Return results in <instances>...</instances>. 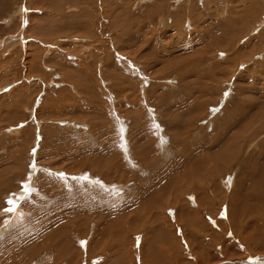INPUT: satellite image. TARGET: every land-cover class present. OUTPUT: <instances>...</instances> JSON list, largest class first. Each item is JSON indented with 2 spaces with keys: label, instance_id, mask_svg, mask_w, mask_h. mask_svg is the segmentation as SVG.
<instances>
[{
  "label": "rangeland",
  "instance_id": "obj_1",
  "mask_svg": "<svg viewBox=\"0 0 264 264\" xmlns=\"http://www.w3.org/2000/svg\"><path fill=\"white\" fill-rule=\"evenodd\" d=\"M28 1L30 0H0V37L15 32L16 29L23 31L21 46L20 43L15 46L4 43V37L0 38V173L7 169L8 180L4 190L10 186L8 191L0 196V212L17 201V203L14 202L16 205L13 204L11 211L4 210L0 214L7 215L12 212L14 206L16 208L21 204L26 210L28 205L24 204L27 202L29 205L36 203L35 211L40 217L46 218L51 215L46 213L47 210H53L52 206L55 203H64V199L69 197L68 192L64 194V187L67 190L74 184L75 194L71 199L76 200V194H79L76 191L85 182L90 186L96 183L98 192L105 190V193H110L112 190L109 201L114 206L125 203L126 198L135 199L139 185L156 173L168 158V161L175 158L174 155L179 147L174 143L181 140V146L186 147V141L182 138L191 135L188 134V129L199 132L198 129L201 128L197 129L196 126L205 125L209 129L204 132L211 133L213 129L210 126L215 125L216 121V125H220L227 111L237 102L239 90L244 97L253 96L255 106L259 101H264V91L252 88L254 85L264 86V48L256 51L257 54L252 58L255 65L251 63V68L247 69L246 62L242 61L243 56L246 57L255 47L254 41H251L246 50L241 49L237 52L238 55L232 53L233 57L230 55L224 58L225 54L219 53L214 58L216 63L213 69L217 71L212 69L214 74L208 73L206 65H211L213 59L200 63L195 57L213 49L217 51L220 47L214 43L221 42L222 39H212L216 31L224 32L223 28L215 27L222 23H215L217 15L228 17L227 11L235 10L238 13L233 15L240 16L241 11H244L241 10L244 8V2L248 0H177L178 4L176 0H160L162 7L157 6V9L153 6L156 3L155 0H105V2L104 0H64L61 6L58 0H53V4L50 0H32V3ZM22 5L23 13L20 15L24 18L21 21L22 17L16 16L18 15L16 7ZM53 5L58 9L55 10ZM170 5L171 8H169ZM98 6H101L100 9L97 8ZM218 9H223L224 12L218 13ZM104 10L107 11V16ZM246 10L244 13L246 27L241 25L240 21L236 25L239 26L238 29L243 26L244 30L251 26L249 34L259 38V32L264 28V12L260 13V10L252 8ZM168 13L175 16V20L177 18L179 22L173 21L174 18H167L165 15ZM191 15L198 21L199 27L196 23L187 24ZM203 16L210 18L200 22L198 18L201 19ZM259 16L260 19H258ZM94 19L95 22L98 20L97 25ZM44 21L54 26H48L45 23L48 26L47 29ZM205 22L210 23V27ZM34 25L37 31L33 29V34L31 30ZM39 26L42 27L43 32L38 31ZM227 29L226 27L225 31ZM183 31L189 32V37H186H193L192 42L182 44L179 43L182 38L179 42L176 40L177 36L184 35L181 33ZM227 32H230L229 29ZM34 35L37 36L38 41L34 39ZM38 36L45 38L38 39ZM173 40L176 41L175 48L172 46L174 49L171 47L172 50H170L168 44ZM245 40L247 36L243 37L241 43H237L236 46L244 47L242 42ZM262 43H264V37L255 42L259 46ZM52 44L55 46L54 49L48 50L47 47ZM197 50L201 52L197 53ZM225 61H231V63L239 61L235 74L231 71L229 63L226 64ZM228 68L231 74L229 72L221 75L223 69ZM218 69L222 71L219 72ZM237 74L241 75L236 79ZM191 118L195 120L191 121ZM8 127L24 128L12 134L7 133ZM263 132L256 136L257 141L264 139ZM194 135L197 136L195 133ZM195 136H191L192 140H195ZM207 142L203 145H207ZM258 144L255 140H251L249 145L245 146L247 152L242 150L243 161L248 159L255 150L261 151L260 156L264 155V148L261 150ZM195 152L199 153L198 150ZM193 153V151L187 153L189 159L194 160L196 153L194 155ZM81 158L84 160L93 158L92 162L95 166L97 163H94V160L103 161L106 158V163L111 164L102 169L101 173L104 176L99 175V177L94 176L90 171L81 172L82 170L70 169ZM105 161H103L104 164ZM143 162L146 163V167L141 168ZM236 164L238 163H233V166ZM240 171L243 172L238 174L242 175L246 182V176L252 173L254 168L249 167L247 172L243 169ZM19 174L20 176L23 174V177ZM106 175L114 176L113 181H109ZM224 175L221 181L215 180V185L220 183L221 195L215 196L212 191L206 194V205L214 211L206 216H204L205 211H199L198 215L208 226L212 224L216 232H220L216 222L226 219V203L229 204L232 199L229 196L232 194L230 185H233V178L237 175V171L229 170L228 172L227 170ZM0 176L2 177V174ZM45 178H47L46 181H44ZM37 179L40 182L51 180L54 188L41 187L37 184L36 186L34 183ZM76 181H79L78 184L75 183ZM244 186L246 188L248 183ZM15 187H20L17 194L22 192V195L18 197L19 199H9L10 194L16 193ZM243 191L244 189L238 192ZM39 193L42 197L38 195ZM255 195L258 196V193ZM237 196L242 200L241 196L238 194ZM184 198L187 199L186 196ZM9 200L12 201L11 204L7 203ZM175 205L169 208L174 209ZM102 206L103 204L94 203L92 208L98 209ZM191 207L194 208L196 205L193 204ZM158 210L156 208V211ZM54 211L61 216L68 213V210L56 211V208ZM34 213L32 211L24 219L11 224L0 235V264H66L64 258L57 255L58 245L64 241V229L58 220L59 215L53 213L50 222L35 230L32 223ZM170 213L173 214V212ZM5 217L8 216H3L1 223L4 222ZM260 225L262 226V222ZM248 231L252 232V229ZM123 232L122 229L116 231V237L119 239L114 245L117 246L115 248L117 255L109 257L106 264H110L114 259L116 262L113 261L111 264L120 262L119 259L116 260L120 254L119 247L122 252L125 250L128 260L132 259L129 264H142L145 259L144 254L141 255L140 248L144 241L147 242L145 252L152 239L144 238L142 231L141 233L129 232L127 235ZM49 233L53 247L45 250L44 253L37 251L30 254L35 249L33 237L36 234L48 236ZM174 233L179 238L180 248L185 249L182 251L184 256L182 261L195 262V253L193 250L190 251L188 246V236L186 235L187 241L180 237L179 226L175 227ZM81 240L74 243L73 247L80 249V246H84L83 252L86 254V246L91 238ZM161 240L163 241L162 238ZM238 245L244 246L242 242ZM197 247L202 249L198 245ZM129 251L132 254H129ZM208 251H211L209 262L205 263L207 261L205 259L201 264H250V259L245 260L244 263H231L228 259H212L218 252V246L216 248L210 246ZM240 253L241 251L228 255ZM68 255L72 254L68 252ZM101 255L103 254L95 256L96 259L87 264H99L103 259ZM147 255L158 256L156 250L149 248H147ZM255 256L264 258V251L251 253L247 257L254 259ZM79 263L86 264L84 260ZM157 264H165V262L160 261ZM255 264H264V259Z\"/></svg>",
  "mask_w": 264,
  "mask_h": 264
},
{
  "label": "bare ground",
  "instance_id": "obj_2",
  "mask_svg": "<svg viewBox=\"0 0 264 264\" xmlns=\"http://www.w3.org/2000/svg\"><path fill=\"white\" fill-rule=\"evenodd\" d=\"M50 1H52V4H53L54 1L53 0H50ZM63 1L64 0H58V3L59 4L61 3L60 6L63 5ZM108 1H111V0H108ZM155 1H156V3H154L153 6H156V7H154V8L157 9V6H160V5L162 7V1H160V0H155ZM28 2L32 3V0H30ZM104 2H105V0H104ZM5 3L6 2H4V4ZM112 3H113V1H112ZM176 3L178 4L179 1H177ZM244 3H245V5H243L244 8L241 9L244 11H241L240 16H238V15L234 16L235 14L238 13L237 11L234 10L232 12V11L228 10L227 11L228 17L217 15V18H215V23L222 22L221 24H217L218 26L215 25V27L217 29L223 28L222 31L224 30V32H222V33H217V31H216L215 34H213L214 37H212V39L214 38V40H219V39L221 40L222 39L221 42L217 41L214 43L216 45H220L219 48L217 47L218 50L215 51L213 49L212 51H210L206 54L204 53V55L201 54V55L195 56L197 58V60L200 61V63H202L203 61H206V60L209 61L210 59H213V62L211 65L206 64L207 68L209 70L208 73L214 74L213 71H215V69H213V68L215 67V63H216L214 61V58L216 56H218L219 53L223 52L225 54L224 58H227L232 53L237 54V52H239L241 49L246 50L247 47L249 48L251 41H254L255 47L253 49H251V51H249V54L246 57L243 56V60H242L243 62H246L245 63L247 65L246 68L249 69L252 67L250 65H251V63L253 64L252 58L254 55L257 54L256 51H258V49L264 48V43H262V45H260V46L255 44V42L258 39H260L261 37H264V28L261 29L259 32V35H260L259 38H258V36H252L251 34H249L250 29H251L250 25H249L250 26L249 28L247 27L244 30V27H246L244 25L247 24L246 22H244L245 21L244 19L246 18V16L244 15V13L247 11L246 9L252 8L255 10H260V13H263L264 12V0H248ZM34 4L36 5V3H34ZM180 4H181V2H180ZM8 5H9V3H8ZM56 5L58 6V4H56ZM3 6L7 7V5H3ZM53 6L55 7V5H53ZM60 6H59V9H60ZM72 6L74 7V5H72ZM105 6H106V4H105ZM163 6H164V1H163ZM100 7L101 6H98L97 8L100 9ZM102 7H104V6H102ZM53 8H51V10H53ZM169 8H171V5ZM191 8L193 9V7H190V9ZM16 9H17V13H18V15H16V16L18 17L20 14L22 15L23 5L20 7L17 6ZM57 9H58V7H57ZM57 9L55 7V10H57ZM159 9H161V8H159ZM182 9H183V7H182ZM41 10H43V9H41ZM25 11H26V9H25ZM216 11H217V7H216ZM105 12H106V16H107L108 13L106 10H104V13ZM220 12H224V10L218 9V13H220ZM38 13H40V12H38ZM233 13H234V15H233ZM33 14H35V13H33ZM209 14H210V12H209ZM21 15H20V18L22 17L21 18V21H22L24 17ZM43 16H46V15H43ZM93 16H95V15H93ZM165 16H167V18L170 17V19L174 18L173 21H176V20L178 21V19L176 18V20H175V16H173L170 13L166 14ZM33 17L35 18V16H33ZM193 17L194 16H192V15L189 17V19L187 20V24L196 23L197 26L199 27V25L197 23L198 21H196L195 18H193ZM207 18H210V17L203 16L201 19L200 18H198V19L200 20V22H202L203 20H205ZM183 19H185V18L183 17ZM237 19H238V21H237ZM258 19H260V16ZM30 20L32 21L33 19H30ZM93 21L95 22V19ZM239 21L241 22L240 24L244 26V27L242 26L243 27V29H242V27L240 25L242 30L238 29L239 26L236 25ZM45 23L46 22L44 21L45 28L47 27V29H48V26H50L51 24L48 25L49 23L48 24L46 23L48 25V26H46ZM205 23L208 25V27H210L209 26V25H211L210 23H208V22H205ZM39 25H41V24H39ZM96 25H97V23H96ZM51 26H54V25L52 24ZM120 26H122V24ZM172 26H174V25H172ZM194 26L196 27V29H198V27L196 25H194ZM39 27H40L39 28L40 30H38V31L43 32L42 27L41 26H39ZM184 27H186V26H184ZM212 27H213V25H212ZM226 27L229 29L230 32H227L228 29H227V31H225ZM27 29H29V28H27ZM33 29H35V30L37 29L35 27V25H34V28L32 27V30H31V32L34 34ZM50 29L52 30V28H50ZM187 29H190V28H187ZM18 30L16 29L15 32L5 34L4 36H1L0 38L4 37V39H5L4 43H10L13 46H15L17 43H20V46H21L23 43L21 33H23V31L21 32L20 30L19 31ZM29 31H30V29H29ZM55 31H56V29H55ZM60 31L63 32V30H60ZM192 31H194V30H192ZM185 32L184 31L181 32V33H184V35L182 37H180V36L176 37V40L178 42H179V39L182 38L181 42H179V43L188 44V41L192 42L193 37L188 38L190 34H188L189 32L188 33H185ZM205 33H206V31H205ZM208 33H210V31ZM35 35H36V33H35ZM34 36H32V37H34ZM40 36H38V39ZM161 36H163V35H161ZM186 36H188V37H186ZM245 36H247V40L242 42L244 47L238 48L236 46V44L241 43V39ZM42 38L40 37V39H42ZM161 38H163V37H161ZM16 39H17V41H14ZM34 39L37 40V36H35ZM175 42H176L175 40L171 41L168 44L169 45L168 48L170 49L172 46H174ZM46 43H49V42H46ZM0 44H1V42H0ZM4 45H6V44H4ZM55 45H57V44L55 43ZM54 47L55 46L52 44V46H48L47 48H48V50H50V49H54ZM168 48H167V50H168ZM174 48H175V46H174ZM174 48L172 47V49H174ZM172 49H170V50H172ZM198 50H199V48H198ZM198 50H197V53H200L201 51L198 52ZM167 52H166V54H167ZM169 55H171V54L169 53ZM231 57H233V56L231 55ZM176 58H178V57H176ZM195 62H197L196 59H195ZM225 62H226V64L229 63V66L232 68L231 71H233L235 74V72L238 70V66L240 64L239 61H237L235 63L234 62L231 63V61H229V62L225 61ZM254 65L255 64H253V66ZM223 66H225V64ZM223 66H220V67H223ZM180 69H178V70H180ZM212 69H213V71H212ZM220 70L222 71V69H220ZM220 70H219V72H221ZM231 71L229 68L223 69V71H222L223 73L221 72V75L224 73L225 74L229 73V72L231 74ZM215 72H217V71H215ZM237 75L238 76L236 77V79L238 77H240L241 74H237ZM211 77H212V75H211ZM213 77H214V75H213ZM252 88L253 89L259 88L261 91H264V86L256 87V85H254V87H252ZM242 94L243 93H241V90H239L237 92V97H238L239 101L237 100V102L234 104V106L229 111H227V113L224 116L220 125H216V122H217L216 121L215 125L212 124L214 127H212V125L210 126L213 129L211 133L208 134V133L204 132L206 129H209V127H205V125L201 126V127H198V126L195 127L197 129L201 128V129H198V131L200 133L194 129L193 130L188 129V134H191V135L190 136L187 135V132H186L187 137H183V138L181 137L184 141H186L185 142L186 147H185V145H184V147H183V145L181 146V140L179 142H177L178 144L176 142L174 143V144H176V146L179 147V150H177L175 155H174L175 158L171 161H168L169 160V158H168L167 162L165 161V163L162 164L161 167L157 169L158 171L156 173H153L152 175H150L149 178L144 183H141V185H139L138 190L136 192L137 194L135 196L136 197L135 199L134 198H130V199L126 198L125 203L117 204L116 206H114V204L110 203V201H109L110 195H111L110 193L112 192V190L109 189L111 191L110 193L109 192L105 193L104 192L105 190H104L103 191L105 193L104 194L103 192H98L96 190V186H95L96 183L93 186H90V185H87L88 183L86 184V182H85L82 185H80L78 191H76L79 194H76L77 198H76V200H73V199H71L72 196L75 194V189H74V184H73L72 186H70L67 189L69 191L65 190V187H64V194L65 193L67 194V192H68L67 196H69L66 199H64V203H61V204L55 203L52 206V208H54V209L56 208V211L68 210V213H66L67 215L64 214V216H61L57 212H55L53 209V210H47L46 211V213L51 214V215L46 216V218L40 217L38 215L37 211H35V209H36L35 204L36 203L29 205V203L25 202L24 205H28V208L26 210H24L22 208L23 204H21V206H18L16 208L14 206V209H12V212H9V214H7V215L0 214V220H1V218H3V216H8V217H5L6 219L4 220V222H2V223L0 222V235L3 233V231L5 229H8V227L11 226V224H15L18 221L24 219L26 217V215H28L32 211L35 212L34 217L32 219V223H33L35 230L41 228L43 224H47L48 222H50V219H51L53 213H55V214L59 215L58 220L61 224V227L64 229V241L58 245L57 255L59 257L64 258V261L66 262V264H80L79 262L80 261L82 262L83 260L87 264V262L93 261V259L94 258L96 259L97 255H100V254H103V255H101L103 257V259H102V262L99 261L100 262L99 264L108 263L109 257L113 256L114 254L117 255V253H115L117 250L115 248L117 246H114V245L117 244V242L119 240L116 237V231L118 229H122L126 235L129 232L133 233L134 231H138V232L142 231V232H144V238L147 237L148 239L149 238L152 239L150 245L147 248H149L151 250H156L158 256L153 257L150 255H147V248L144 252V249H145L146 243H147L144 241V243L142 244V246L140 248L141 255L144 254V259H145L142 262V264H157L160 261H164L165 264H201L202 261L207 259V261H205V263H206V262H209L208 261V260H210L209 257H211V253H210L211 251L210 252L208 251V248L210 246L213 248H216V246H218V252L215 251L217 254H215V257L213 256L214 258H212V259H217V258H219L218 260L228 259L231 263H239V262L244 263L245 260L248 261V259H250V264H255V262L262 261L264 258L260 259L258 256H255L254 259H252L251 257H247V256L250 255L251 253H255L258 251H264V225H263V223H264V218H263L264 217V155L260 156L261 151L255 150V152H252L250 154L248 159L243 161L242 150L244 149V151L247 152V150L245 149V146H248L249 143L251 142V140H255L256 143L258 142L259 143L258 145L261 147V150L264 148V139H260L257 141V138H256V136L260 132L264 131V101H259L260 104L258 102V104L255 106V103H254L255 101H253V98H252L253 96L251 98H250L251 95L244 97V95H242ZM245 101H248V102H245ZM30 106H32V105H30ZM252 106L255 108L251 110V108H253ZM26 108H28V107H26ZM193 119L194 118H191V121H193ZM188 121H190V120H188ZM23 128H12L11 129L8 127L7 133H12V134L14 133L15 134V133L20 132L21 129H23ZM194 133L197 134V136H199V137L197 138V136H195ZM184 135H185V133H184ZM191 136H195L196 137L195 140L194 139L192 140ZM207 141H209V143ZM204 142H207L208 144L204 146L203 145ZM195 150H198L199 153H196ZM192 151L194 153H196L195 157H193L194 160L192 158L189 159L188 155H187V153L192 152ZM194 153H193V155H194ZM191 155H189V156L191 157ZM166 156L168 157V155H166ZM92 160H93V158L92 159L91 158L90 159L85 158V160L83 158H81L80 160H78V162L75 165L71 166L70 169H72L74 171H77V170L81 171L82 170L81 172L90 171V173H92L94 176H98V177H99V175L104 176V174L101 173V172H103L102 169L109 167L107 165H109L111 163L107 164L106 161L103 160V161H105V164H104L102 160L101 161H97V160L95 161L94 160V163L95 162L97 163L96 164L97 166H95L93 164ZM151 163H152V161H151ZM233 163H238V164L233 166ZM150 166H152V165H150ZM16 167H18V165ZM142 167H146V163L143 162L141 165V168ZM234 167H235V169H233ZM249 167H253L254 171L246 176V182L248 183V186L246 188H244L246 186V185L244 186V184H247V183L245 182V180H243L242 175L238 174V172L239 173L243 172V171H240L241 169H243L244 171L246 170V172H247V169ZM227 170H228V172H229V170H232V171L235 170V172L237 171V175L233 178L234 179L233 185H230V187L232 188L230 190V192L232 194H229V196L232 199L230 200L229 204L226 203V205H227L226 219L224 221L220 220L221 222L220 221L216 222V226L218 227V229L220 231V232H216V231H214L213 226H211L212 224L209 225L210 226V228H209V226L205 223V221L200 219V217L198 215L201 211H205L204 216H206V214H212V211H214V210L210 209L209 206L206 205V202H207L206 194L209 193L210 191H212L215 196L221 195V192H220L221 188L219 189L220 183H218V185H215V180L219 181L221 179V177H223V179H224V176H225L224 174L226 173ZM6 173H7V169H4L0 173V174H2V177H3L2 178L0 176L1 177L0 196L5 194L8 191V189L10 188V186H7L6 190H4V187H5L6 182L8 180V178L6 177ZM20 174H19V176H20ZM22 175L20 177H23ZM107 175H106V178L112 182L114 176H107ZM3 179H4V182H3ZM26 179H28V178L26 177ZM46 180H47V178L44 179V181H46ZM44 181L41 180V182H40V180L37 179L36 183H34V184L35 185L37 184L41 187L49 186L50 188H54L53 182H50L51 180L48 179L47 182H44ZM64 182H66L65 179H64ZM78 182L79 181H76L75 183L78 184ZM30 185H32V183ZM106 187H109V186H106ZM19 188L20 187H15L14 192H16L15 193L16 195L10 194L11 196L9 195L10 196L9 199L14 200V199H17L18 197L19 198L21 197V195H22L21 190H20L21 193L17 194V192H19ZM119 188H120V186H119ZM243 189H244L243 192H238V191L243 190ZM80 192H82V193H80ZM255 193H258V196H256ZM23 194H24V191H23ZM237 194L239 196H241L242 200L245 202L240 200L238 198ZM38 195L40 197H42L41 193H39ZM185 196L187 199L184 198ZM253 197H255V198H253ZM251 198L255 199V200H252ZM14 202H13V204L17 203V201L15 203ZM94 203L103 204V206L98 208V209H93L92 205ZM13 204L10 205V207H9L10 209L13 208ZM193 204L196 205V207H194V208L191 207V205H193ZM171 205H175L174 209H173V207L169 208ZM156 208H158L159 210L156 211ZM4 210H1V212ZM168 210L170 212H173V214H171ZM215 212H217V211H215ZM36 217H37L38 221L36 220ZM216 220H218V219H216ZM261 222H262V226L260 225ZM8 223L10 225H8ZM176 226H179V228H180V237L182 239L185 238L187 241L186 235L189 238L188 239V243H189L188 246L190 248V251H192V250L194 251L195 257H196V258H194L195 262H193V263H187L185 261H182L183 260L182 257H184V256H182L183 255L182 251L184 248L183 249H181L182 247L180 248L179 238H177L176 234L174 233V229ZM211 228H212V230H211ZM249 229H252V232H249L248 231ZM66 233L70 234L71 236L69 237ZM227 235H230V237H226ZM49 236H50V233L48 234V236H42L40 234H36L33 237V241H32L35 245V249L30 254H34L37 251H42L44 253L45 250L52 248L53 247V245L51 244L52 238ZM87 237H90L91 240L88 241L87 246H86V254H84V252H83L84 246H80V249H81L80 250V249L74 248L73 244L78 243V241L79 242L82 241L81 240L82 238L85 239ZM120 237H121V235H120ZM161 238L163 239V241L161 240ZM205 240H207L208 242L207 241L205 242ZM241 242L243 243L244 246L238 245ZM197 245L202 249H199L197 247ZM123 247L124 246H122V248ZM195 247H196V249H195ZM127 248L131 249L129 247H127ZM120 249L121 248L119 247L118 250H119L120 254H119V258L117 257L116 260L119 259L121 264H129L130 262H132V259L128 260L127 254L124 253L125 250H123L124 252H122ZM244 249L246 251H242ZM214 250H212V251L214 252ZM130 251H129V254H132V252L130 253ZM240 251H241L240 254L228 255V254L238 253ZM68 252L71 253L72 255H68ZM121 253H123V255ZM98 260H100V259L98 258ZM113 261H115V259L112 260V262ZM123 261H125V262H123ZM112 262H110V264ZM120 262H118V264H120ZM115 264H117V263H115Z\"/></svg>",
  "mask_w": 264,
  "mask_h": 264
},
{
  "label": "snow or ice",
  "instance_id": "obj_3",
  "mask_svg": "<svg viewBox=\"0 0 264 264\" xmlns=\"http://www.w3.org/2000/svg\"><path fill=\"white\" fill-rule=\"evenodd\" d=\"M7 203L11 204V203H12V201H11V200H9V201H7ZM5 211H11V209H10V208H7V209H5Z\"/></svg>",
  "mask_w": 264,
  "mask_h": 264
}]
</instances>
